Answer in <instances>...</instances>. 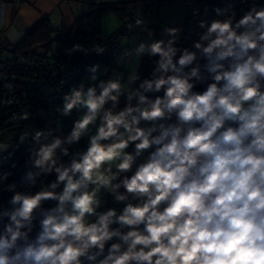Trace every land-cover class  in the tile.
I'll return each instance as SVG.
<instances>
[{
	"label": "clouds",
	"instance_id": "1",
	"mask_svg": "<svg viewBox=\"0 0 264 264\" xmlns=\"http://www.w3.org/2000/svg\"><path fill=\"white\" fill-rule=\"evenodd\" d=\"M214 11L224 19L198 21L191 48H178L181 29L165 26L166 39L125 50L136 62L127 79H99L91 66L93 83L72 87L57 108L78 113L66 136H19L38 146L29 149V188L55 179L35 192L6 185L0 264H264V6L251 3L239 19L234 3ZM145 25L137 16L127 28ZM77 51L106 48L67 50ZM144 55L158 59L141 79ZM85 137L86 148L70 152ZM9 147L0 143V154ZM105 195L123 207L102 210Z\"/></svg>",
	"mask_w": 264,
	"mask_h": 264
},
{
	"label": "trees",
	"instance_id": "2",
	"mask_svg": "<svg viewBox=\"0 0 264 264\" xmlns=\"http://www.w3.org/2000/svg\"><path fill=\"white\" fill-rule=\"evenodd\" d=\"M70 1L81 2L83 0ZM131 2L132 0L122 3L87 1L95 7L98 16L108 11H114L121 21L123 15L128 14ZM55 38V30L49 19L44 17L27 29L14 47L8 49L9 56H6L5 50L0 46V143L11 145L6 152L0 154V177L6 173L9 174L6 180L0 182V208L10 207L8 201L13 193L6 190V185L15 183L17 191L35 192L40 189L41 181L47 184L55 179L54 173L46 177L41 176L38 178L36 186L29 188L24 182L25 174L32 170L28 162L29 149L38 146L35 145L31 136L20 143L19 136L24 132L33 133L35 130H53L54 135L66 136L72 128L73 121L78 118L75 111L71 117H63L60 112L51 108L55 103L62 106L63 96L70 91L67 90L70 86L55 80H47L40 70V66L50 62L54 57ZM157 58L148 55L140 58L137 71L141 79L150 78ZM198 63L203 66L206 61L200 59ZM108 78L109 75L106 74L105 80ZM82 82L86 87L93 83L89 77L87 79L83 77L79 83ZM138 84L139 81L135 87ZM6 85H10V87ZM205 86L198 85L194 91H203ZM146 95L155 99L157 95L162 96L163 92L147 93ZM121 99L126 101L124 97ZM120 106L123 108L125 102H120ZM25 111L31 113L30 118L28 120L18 119ZM50 139L51 137H49ZM82 142L81 148L78 144L70 146V152L86 148L87 145L83 138ZM63 160L67 162L68 157H63ZM46 204L48 207L54 206L52 201H48Z\"/></svg>",
	"mask_w": 264,
	"mask_h": 264
},
{
	"label": "built area",
	"instance_id": "3",
	"mask_svg": "<svg viewBox=\"0 0 264 264\" xmlns=\"http://www.w3.org/2000/svg\"><path fill=\"white\" fill-rule=\"evenodd\" d=\"M156 1L168 0H132L128 14L123 15L119 28L115 33L106 37L100 35V19L95 7L87 3L86 10H78V17L70 27H61L56 31L54 41V57L50 62L40 66L41 73L46 79L51 81L66 83L70 90L74 86H78L81 79H87L92 75L88 69L93 65H99L97 73L99 79H105L109 70L120 62H126L130 57L121 56L120 39L122 36L135 31L139 27H133L129 30L127 24L135 23L137 16L143 18L145 22L151 21V3ZM185 6L186 16L183 22L181 37L176 46L180 49L185 47L191 48L193 41L198 40V33L203 31L198 28V21L212 19H224L223 16H217L214 9L217 7L225 8L229 3H234L236 19H239L249 5L253 2L259 6H264V0H175ZM80 3V1H75ZM198 9L199 14L193 15L194 10ZM82 21L85 22L81 26ZM74 44H80L86 49H91L95 44H100L106 48L102 55L90 52L85 55L82 51L68 54L67 50L71 49ZM179 55V53H178ZM36 75V74H34ZM67 93V92H66ZM61 105L55 103L52 105L56 112ZM75 115H78L75 112ZM79 148L83 146L82 140L78 144ZM49 205V204H48ZM44 207H48L47 204Z\"/></svg>",
	"mask_w": 264,
	"mask_h": 264
},
{
	"label": "crops",
	"instance_id": "4",
	"mask_svg": "<svg viewBox=\"0 0 264 264\" xmlns=\"http://www.w3.org/2000/svg\"><path fill=\"white\" fill-rule=\"evenodd\" d=\"M87 1L122 3L131 0H83V2H81L83 5L70 0H0L1 48L5 50L4 53L6 54L8 49H11L19 42L27 29L35 25L44 17L49 19L55 32L61 27H70L78 17V10L87 9ZM110 34L106 31L105 34H103L100 23V35L106 37ZM123 48L124 47L120 46L122 53L121 56H123ZM126 62L121 61L118 65L111 68L108 72L109 78L112 77L114 69L118 70L124 68ZM120 102L126 103V101H123L122 99ZM83 140L87 145V138L85 137ZM129 150H131V148ZM103 199L106 203L103 205L102 210H106L110 207H115L119 210L123 207L122 204L115 203L110 195H105Z\"/></svg>",
	"mask_w": 264,
	"mask_h": 264
},
{
	"label": "rangeland",
	"instance_id": "5",
	"mask_svg": "<svg viewBox=\"0 0 264 264\" xmlns=\"http://www.w3.org/2000/svg\"><path fill=\"white\" fill-rule=\"evenodd\" d=\"M81 5H83V3H81ZM150 7L151 22L146 21L145 27H139L135 31L121 37L120 46L124 47V51L128 49H134L141 41H149L150 39L162 38L166 39L162 36V29L165 26L178 27L182 31L183 21L186 16V9L184 5L180 4L178 1L170 0L156 1L154 3H151ZM99 18L103 34H105V31L108 32V34L116 31L119 28L120 24H122L120 17L114 11L103 13L99 16ZM84 24L85 22L82 21L81 26H84ZM145 28L152 30V37H149L148 31L145 30ZM180 36L181 32L179 34V39ZM6 56H9V53H6ZM135 63V57H130L124 65V68L113 70L112 77H114L117 73H122L124 78L127 79L129 72L135 68ZM133 87H135V85ZM133 103H135V101Z\"/></svg>",
	"mask_w": 264,
	"mask_h": 264
}]
</instances>
